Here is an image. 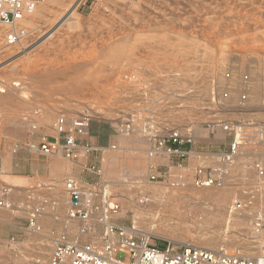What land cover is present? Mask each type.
<instances>
[{
  "label": "rangeland",
  "instance_id": "rangeland-1",
  "mask_svg": "<svg viewBox=\"0 0 264 264\" xmlns=\"http://www.w3.org/2000/svg\"><path fill=\"white\" fill-rule=\"evenodd\" d=\"M38 1L22 47L8 46L0 35V189H8V207L0 208V264L49 263L53 244L48 237L51 230L58 233L64 227V182L75 168L83 170L65 158L39 155L25 143L54 134L53 123L60 115L90 114L92 122L115 123L120 110L133 105L122 81L124 73L137 68L157 85L167 76L183 77L177 84L184 99L177 109L182 111L175 109L165 119H182L187 125L205 121L200 109L211 78L221 86L224 72L232 70L237 81L231 105L247 87L248 108L264 119V0ZM245 73L251 85L241 82ZM189 88H196L195 98L186 95ZM198 132L202 136L197 149H207V131ZM212 135L222 141L220 130ZM112 143L117 146L105 140L100 144L103 150L90 160L101 167L100 180L120 203L119 223L152 233V242L161 247L184 241L246 255L260 252L264 229L253 225L255 208L231 213L234 201L260 183L251 146L243 148L228 186L198 189L189 181L172 185L181 172L176 168L167 180L148 181L147 139L141 133L114 136ZM215 143L210 147L217 152L226 147ZM20 152L26 158L16 167ZM58 169L65 172L61 180L55 174ZM90 178L99 180L93 174ZM128 180L143 183L132 185ZM10 184H15L12 191ZM202 190L229 196L220 204L199 198ZM143 197L146 202L140 201ZM256 197L255 206H264V192L259 189ZM50 201L58 202L59 219L45 204ZM42 205L37 221L43 231L34 233L30 214ZM42 252L46 263L38 261Z\"/></svg>",
  "mask_w": 264,
  "mask_h": 264
},
{
  "label": "built area",
  "instance_id": "built-area-1",
  "mask_svg": "<svg viewBox=\"0 0 264 264\" xmlns=\"http://www.w3.org/2000/svg\"><path fill=\"white\" fill-rule=\"evenodd\" d=\"M38 2L0 0V35L8 46H23L28 35L27 21L35 14ZM182 79L174 74L157 85L137 68L124 73L122 81L133 98V105L120 110L119 117L112 124L114 136H131L139 132L147 139L148 181L167 180L176 168L181 172L172 185H184L189 181L198 189L228 186L243 148L251 146L252 167L260 183L252 188L254 191L250 194L234 201L231 213L255 208L251 213L253 225L263 230L264 206H255V202L258 200L256 192L259 189L264 192V119H257L248 108V89L240 93L236 105H231L236 73L226 70L221 86L212 77L208 99L200 109L205 121L184 125L179 118L176 123L165 119L183 105L184 99L177 86ZM240 80L246 86L250 77L245 73ZM195 91L196 88L186 89V95L195 98ZM233 115L238 118H233ZM91 123L92 117L87 114L60 115L53 123L56 137L43 136L38 142L25 143L29 150L39 155L65 158L99 178L94 181L72 175L66 178L64 227L58 233L51 230V237H48L53 244L49 264H264V240L260 252L255 255L227 252L184 241H169L161 247L135 225L119 223L120 203L110 193L108 184L100 180L101 167L90 160L93 154L103 150L90 140ZM200 127L207 131L208 136L207 149L199 151ZM216 130L223 134L220 142L212 135ZM213 142L226 147L217 152L210 147ZM109 146L116 147L117 144ZM7 192L6 188L0 189V208L8 207ZM146 201V197L141 199V202ZM45 204L56 211V218L59 219L58 202ZM44 207L42 205L30 214V226L34 233L43 231L37 217ZM13 241L15 238H12Z\"/></svg>",
  "mask_w": 264,
  "mask_h": 264
},
{
  "label": "crops",
  "instance_id": "crops-1",
  "mask_svg": "<svg viewBox=\"0 0 264 264\" xmlns=\"http://www.w3.org/2000/svg\"><path fill=\"white\" fill-rule=\"evenodd\" d=\"M112 125H107L105 122H92L91 126H90V140L92 143L96 144V145H102L105 144V140L108 141V144L110 145L113 142V137L114 134L109 133L110 130H112ZM114 131V130H112ZM49 137H56V133L54 132V134L49 135ZM100 145V146H101ZM22 152L19 153V155H21ZM26 156L21 155V157H17L16 160V167H20L21 161L22 159L25 160ZM61 171V172H60ZM56 177L57 179L61 180L64 175L65 172L62 171L61 169H58L55 171ZM39 176V174H36V176ZM72 176L81 178L83 180L86 181H94L95 179L90 178V174L89 173H85V171L83 170H79V169H74ZM54 226H57V223H54Z\"/></svg>",
  "mask_w": 264,
  "mask_h": 264
},
{
  "label": "bare ground",
  "instance_id": "bare-ground-1",
  "mask_svg": "<svg viewBox=\"0 0 264 264\" xmlns=\"http://www.w3.org/2000/svg\"><path fill=\"white\" fill-rule=\"evenodd\" d=\"M70 20V19H69ZM252 83V82H251ZM251 83H249L250 85H251ZM249 85V86H250ZM210 86V85H209ZM247 88V87H246ZM251 89L253 88V87H250ZM204 89H206V86H205V88ZM208 90V89H207ZM182 92V91H181ZM196 92V91H195ZM204 92H206V90L204 91ZM208 92V91H207ZM203 94V93H202ZM184 95V94H183ZM194 95V94H193ZM200 95H201V93H200ZM198 96V95H197ZM190 97V96H189ZM199 97H202V96H199ZM198 97V98H199ZM54 98V97H53ZM207 98V97H206ZM191 99V98H190ZM197 99V98H196ZM205 99V98H204ZM208 99V98H207ZM234 99V98H233ZM185 100H187V99H185ZM200 100V99H199ZM67 101H69V100H67ZM190 101V100H189ZM189 101H186V102H189ZM194 101V100H193ZM204 101V100H203ZM248 102V101H247ZM75 103V102H74ZM190 103V102H189ZM191 103H192V101H191ZM197 103V102H196ZM68 104V103H67ZM69 104H71L70 102H69ZM76 104V103H75ZM200 104V103H199ZM203 104V103H202ZM184 105V104H183ZM197 106H198V104H196ZM74 106V105H73ZM76 106V108H77V105H75ZM65 107L67 108V105H65ZM65 107H63V108H65ZM79 107V106H78ZM200 107V106H199ZM202 107V106H201ZM69 108H71V107H69ZM53 109V108H52ZM81 109V108H80ZM65 110V109H64ZM48 111V110H47ZM52 111H54V110H52ZM79 112L78 111V109H75V112ZM95 111V110H94ZM93 111V112H94ZM97 111V110H96ZM98 112V111H97ZM192 112V111H191ZM91 113V112H90ZM192 113H194V112H192ZM191 113V114H192ZM100 114V113H99ZM90 115V114H89ZM192 115H194V114H192ZM93 116H95V115H93ZM97 116H98V114H97ZM191 116V115H190ZM189 117V116H188ZM61 172V171H60ZM21 180V179H20ZM130 180H128V182L127 183H130V184H132V185H140V184H142L143 183V181H141V180H134V181H132V182H129ZM13 188H9L10 189V191H12V190H14V187H15V184L13 185V184H10ZM184 186H185V184H184ZM183 186V187H184ZM241 186H243V185H241ZM208 189H210V188H208ZM8 190V189H7ZM133 190V189H132ZM144 190H145V188H144ZM156 191L155 190H153L152 191V193H153V195L154 194H156L155 193ZM124 193H125V190H124ZM129 193V192H128ZM131 193V192H130ZM163 193H164V191H163ZM151 194V193H150ZM160 194V193H159ZM149 195V194H148ZM198 196H199V198L200 197H206V198H208V199H215L218 203H222V201H224V199H226V198H228V196H225V195H219V194H217V192H211V191H206V190H202V191H200L198 194H197ZM163 196V195H162ZM166 196V195H165ZM169 196V195H168ZM180 196V195H179ZM154 197V196H153ZM160 197V196H159ZM156 198V197H154V198H156V200L157 201H161V198ZM171 197H172V195H171ZM127 198V197H126ZM152 198V197H151ZM167 199V198H166ZM169 199V198H168ZM178 199V198H177ZM164 200V199H163ZM261 200H263V199H261ZM141 201V200H140ZM178 201V200H177ZM156 204V203H155ZM224 204V203H223ZM225 205V204H224ZM223 206V205H222ZM155 207V206H154ZM146 209V208H145ZM145 212V211H144ZM147 213H148V210L146 211ZM120 215H121V213H120ZM124 215V212H122V216ZM150 215V214H149ZM148 215V216H149ZM40 217H41V213H40V215H39ZM1 218V217H0ZM239 219H241V218H239ZM238 219V220H239ZM237 221V220H236ZM180 222V221H179ZM238 222V221H237ZM240 222V221H239ZM143 227V226H142ZM145 228V227H144ZM213 229H215V228H213ZM213 229H211L212 231H213ZM216 230V229H215ZM209 231V230H208ZM142 232L145 234V235H147V236H150L152 233H150V232H148V231H143L142 230ZM205 232V231H204ZM214 232V231H213ZM203 234H205V233H203ZM206 234H207V232H206ZM210 235H212V233L210 234ZM214 235V234H213ZM215 236V235H214ZM203 237H205V236H203ZM209 237V236H208ZM207 238V237H206ZM242 238V237H241ZM217 239V238H216ZM238 239H240V238H238ZM244 239V238H243ZM250 239V238H249ZM205 240V239H204ZM209 244H213L212 243V241L211 242H209ZM208 244V245H209ZM243 244V243H242ZM38 258H40V260L38 259V261H42L43 263H46V261H45V253L44 252H42V253H40V257H38ZM49 264V263H48Z\"/></svg>",
  "mask_w": 264,
  "mask_h": 264
}]
</instances>
